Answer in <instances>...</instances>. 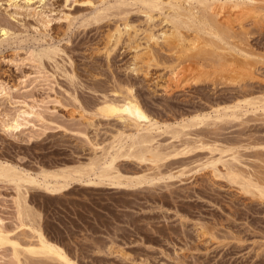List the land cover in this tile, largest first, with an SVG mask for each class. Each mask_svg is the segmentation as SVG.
Listing matches in <instances>:
<instances>
[{
    "label": "rangeland",
    "instance_id": "374dc122",
    "mask_svg": "<svg viewBox=\"0 0 264 264\" xmlns=\"http://www.w3.org/2000/svg\"><path fill=\"white\" fill-rule=\"evenodd\" d=\"M118 2L0 0V41L3 30L9 34L0 45V91L7 94L0 99V163L39 176L87 165L135 133L127 121L98 111L130 91L160 126L152 146L170 156L157 164L120 159L124 175L153 176L131 189L72 183L50 194L29 186L23 191L33 224L19 219L16 186L0 180V226L22 247L36 242L32 229L40 228L74 264H264V197L245 192L225 172L228 166L264 186V19L245 15V30L236 26V38L225 42L183 30L190 50L178 54L147 38L170 29L168 8L150 18L141 5L130 2L121 12ZM255 5L264 15V0ZM124 23L131 39L124 34L109 47ZM145 46L157 61L140 69L136 57ZM245 98L256 107L241 104L238 119L225 117L230 111L223 108ZM21 111L31 118L8 130ZM196 116L206 118L190 119ZM217 158L228 165L218 163L214 172L208 163ZM13 253L0 245V264H62L27 254L18 261Z\"/></svg>",
    "mask_w": 264,
    "mask_h": 264
},
{
    "label": "bare ground",
    "instance_id": "6f19581e",
    "mask_svg": "<svg viewBox=\"0 0 264 264\" xmlns=\"http://www.w3.org/2000/svg\"><path fill=\"white\" fill-rule=\"evenodd\" d=\"M130 2L132 4L134 3L141 5L143 9L146 10L145 12L148 14L150 18H152V13L154 12L163 13L164 12L163 10H165L166 8L169 9L168 14L165 13L166 14L165 20L166 22L171 24L170 29L169 30L166 29L167 31L164 29L165 31L164 30L163 32L161 31L162 32L161 35L150 33L147 38L149 42L154 43L156 46H158L160 44L159 42L162 40L161 44L163 43L162 45L166 50H168L171 53L176 52L178 54L179 53L183 54L184 52H187L186 50L189 47L186 44L187 38L183 34V30H186L187 32L188 31L191 32V30H193L197 34L208 33L210 36L214 37L218 41L225 42L228 38L232 39L233 36L234 38H236L237 34H235L234 31L236 26L238 27L239 30L244 29L242 19L245 15L246 16L254 15L255 17L254 16L252 17H254L255 20L260 19L261 21V18L264 19V15H262L259 11L260 8L257 7L258 5L257 6L255 5L256 0H132ZM130 2L128 0H119L117 5V10L120 9L122 6H126V5L128 6ZM216 4H218V6ZM228 5H230L229 8L226 7ZM226 8H228V10ZM120 11L118 12L120 13ZM199 11H202V15L199 13ZM199 14L201 15V17ZM127 23L123 24L124 26L123 28L117 26L114 32L110 35L108 40V43L110 44V45L108 44L109 47H114L115 45H118V42H120L124 34H127L128 38L131 39V35H132L130 33L131 27ZM2 32L3 35H2V40L0 41V45L6 39H8V35H9L8 31L6 30H3ZM194 39L195 37L193 38V40ZM215 39H213V41ZM195 41L193 42L195 43ZM205 41H207L206 38ZM188 42L189 41H187V43ZM193 44L190 43L189 45H193ZM163 47H160L161 50H163L162 49ZM191 47L194 50V47L190 46V48ZM197 50H195V53ZM227 50L229 49L227 48ZM231 50H232L231 52H234L233 49ZM47 51L43 55L49 59L52 53L51 51L50 53ZM204 51L205 50H203L202 52ZM237 51L239 54L240 53H242V55L245 54V51H241V48L237 49ZM228 52L229 51H227V53ZM43 55L41 53V55L37 54L36 56L40 61H42ZM155 57L156 56L154 55L153 50L149 46H145V50L142 53L140 52V54H138L136 57L138 60L136 61L137 63L136 66H138V68L140 69L145 66H147L148 68V66L151 63L157 61ZM221 62L222 59L220 63ZM223 65L226 66L227 64L223 63ZM243 67L245 66L243 65ZM184 73H186L185 70L177 71L175 73V80L177 82H181ZM126 94L127 96L121 97L122 99L120 101L117 100L104 101L102 106L98 108V111L104 117L107 118L116 117L120 120L127 121L130 124V126L135 129V133L126 135L124 138L117 140L109 147L102 149V155L98 157L95 156V158L91 160L90 163H88L87 165L72 167V168L70 167L61 168L51 172L44 171L39 176V175H33L32 173L25 170H20L19 168H16L7 163H0V180L14 184L17 188L18 195L15 200L16 203L15 205L18 208L19 219H21L22 222L24 221L26 222V219L29 220L31 219L30 222H32L31 224H33V222L35 223L36 221L34 220L35 216L33 211L28 207L29 205H27L25 192L23 191L25 190V188L27 190V187L29 186L45 190L50 194H58L64 192L72 183H82L93 186H109L112 188L131 189L137 186H141L142 184L149 183L151 181L150 178H152L153 176L149 178L147 175H139V174L135 176L124 175L117 167V162L120 159H135L141 163L149 162L151 164H157L158 162L163 161L164 158L166 159V157H169L171 154V153H164L160 151L159 148H155L152 146V143L154 141L152 134L154 131L160 129V126L156 121L150 119V116H147V114L141 108L139 102L137 101V99H135L131 91ZM5 96H7L6 92H4V90L0 91V99L4 98ZM254 101H255L254 99L245 98L243 101H241L240 103L234 106L223 108V111L225 113H228V111H230L229 112L230 114H226L225 117L238 119L239 118L238 111L243 110L241 104H245L248 107L249 106L256 107V101L255 102ZM218 114L219 115L217 118H220L221 117L220 114H222L221 110H218ZM31 116L32 113H28L27 111L19 112L16 115V117L11 121V123L7 124V129L11 131H18L21 127L25 125V124L23 125L21 122L22 121L27 122L26 118L29 117L31 118ZM204 118H206V116L205 117L196 116L193 119L192 118L190 119L193 121H197L199 119L203 120ZM184 150L185 149H183L182 152ZM187 151L188 150H186V152ZM181 154L183 153H175L174 155L177 156ZM222 158L220 159L217 158V160L214 159V161L208 163V165H210L213 168L214 172H219L217 168L218 163H223L224 166H226V164L228 163V161L226 160L223 161ZM225 172L229 180L233 183L240 184L242 186L241 187L242 190H244L245 192L252 194L255 192L258 195L264 197V186L260 185V183L257 180H253L252 178H246L245 176H243V174L235 171L234 169L228 166L226 167ZM1 226L3 227V225ZM1 226H0V245H4V246L5 244L11 245L14 252L13 255L18 261H20L21 258L20 255L27 254V255H39L42 257L43 256L48 257L53 260H57V262H60L62 264H74L67 257L66 250H64L58 244L50 241L43 234L40 228H36L35 224H34L35 227L32 229V231L36 236L35 239L36 242L31 243L26 247H22L18 241L13 240L11 238L13 236L10 237L9 236L10 234L8 235V231L6 233L5 230H3L4 228L2 229Z\"/></svg>",
    "mask_w": 264,
    "mask_h": 264
}]
</instances>
